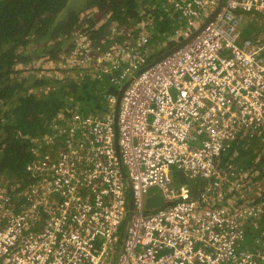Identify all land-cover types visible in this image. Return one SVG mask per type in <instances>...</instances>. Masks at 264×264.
I'll use <instances>...</instances> for the list:
<instances>
[{
    "label": "built area",
    "instance_id": "built-area-1",
    "mask_svg": "<svg viewBox=\"0 0 264 264\" xmlns=\"http://www.w3.org/2000/svg\"><path fill=\"white\" fill-rule=\"evenodd\" d=\"M219 1L163 0L171 14L180 13L177 34L184 38ZM255 15L264 20V0H223L197 34L164 56L143 32L119 48L120 56L108 50L98 57L111 67L126 61L110 78L129 80L116 124L112 110L73 112L53 123L50 139L61 136L64 147L26 165L32 178L24 200L0 187V264L264 260V244L254 251L243 245L246 225L256 226L263 209L248 206L241 193L236 202L244 174L218 163L233 141L264 131V37L241 35L242 21ZM116 96L106 95L112 108ZM179 170L185 181L199 182L194 193L185 181L175 185ZM155 192L163 203L148 208Z\"/></svg>",
    "mask_w": 264,
    "mask_h": 264
},
{
    "label": "trees",
    "instance_id": "trees-1",
    "mask_svg": "<svg viewBox=\"0 0 264 264\" xmlns=\"http://www.w3.org/2000/svg\"><path fill=\"white\" fill-rule=\"evenodd\" d=\"M166 5L163 0H0V183L2 177L7 179V193L20 192L31 180L25 168L28 163L43 151L64 147L61 136L50 139L54 122L63 123V117L73 112L109 111L111 104L104 94L122 85L110 80L126 66L121 59L114 67L108 61L90 63L88 70L83 63L62 67V53L79 47L67 40H72L75 32L82 33L94 42L93 55L106 46L116 57L119 48L134 39L139 25L145 23L153 34L152 43H159L162 39L157 35L180 25V13L171 10L175 14L169 15ZM100 36L108 39L100 40ZM169 43L172 46L175 41ZM41 58H46L43 63H49L47 68L37 66ZM28 63L26 69L19 67ZM218 160L219 165L233 163L244 174L240 192L235 193L244 197L236 202L241 199L250 207L263 209L256 226L245 227L243 245L254 251L264 244V131L258 134L252 130L233 141Z\"/></svg>",
    "mask_w": 264,
    "mask_h": 264
},
{
    "label": "rangeland",
    "instance_id": "rangeland-1",
    "mask_svg": "<svg viewBox=\"0 0 264 264\" xmlns=\"http://www.w3.org/2000/svg\"><path fill=\"white\" fill-rule=\"evenodd\" d=\"M209 13H207V15H208ZM150 16H151V14H149ZM258 17H260L259 15H258ZM147 20H149L148 18H147ZM199 24H201V22H198ZM147 25V24H146ZM149 26V25H148ZM198 26H196V28H197ZM114 27L113 26H110V28H109V31H110V33L111 34H113L114 33V31L112 30ZM195 28V29H196ZM134 29H135V26H134ZM150 29H153V26H152V28H150ZM195 29H192L191 30V32H193ZM146 30V29H145ZM144 30V31H145ZM173 30V29H172ZM171 30V31H172ZM147 31V30H146ZM171 31H168L167 33L165 32L164 34H162V35H157L158 37H157V39H164V37L167 35V34H169L170 35V33H171ZM145 33H147V35L149 36V38H150V42L152 43V41H151V38H152V36H153V34H152V32L149 30V28H148V31L147 32H145ZM172 35V34H171ZM73 36H75V37H72V40H67V43H69V42H71V41H74L75 43L74 44H76V42L78 43V46L79 47H77V48H75V46H73V51L71 52V53H62V55L59 57L60 59H62V61L61 62H59L61 65H62V67H65V68H68V66H70V65H72V64H77V63H83V66L85 67V69L84 70H88V67H89V65H88V63H91L92 61L95 63V64H100L99 62H98V57H103L107 52H108V50L109 49H106V48H108V47H106V46H103V48L102 49H100L101 51H100V53H99V55H93L92 54V52L94 51V47H93V41L90 39V38H88V36H84V35H82V33H78V32H75V34L73 35ZM74 38V39H73ZM166 38V37H165ZM100 40H103V41H105V40H107L108 39V37H102V36H100V38H99ZM184 39V37H182L181 36V33H178L177 35H176V37L174 38V40H175V42H176V44L177 43H179V42H181L182 40ZM98 44L100 45V44H102V42H98ZM161 46L158 48V50L160 49V52L163 50L162 48H163V43L161 44V42L159 43ZM153 45H157V43H153ZM66 47V46H65ZM64 47V48H65ZM80 47H83V49H84V52L82 53V50H81V48ZM96 47V46H95ZM112 47H115V46H112ZM172 46H170V48H171ZM169 47H166L163 51H165V50H167ZM163 51H162V53H163ZM74 53V56H72V54ZM95 53V52H94ZM36 57H37V54H34ZM32 57V56H31ZM46 60V58H41V59H37V66L38 67H42V68H47L48 66H49V63H43L44 61ZM108 62H111L110 60L108 61ZM29 64L30 63H28V64H20V68H21V66L23 67V68H27L28 66H29ZM104 67H106V68H108V66H107V64H104ZM19 69V68H18ZM25 69H22L23 71H26ZM26 74H28L27 72H26ZM118 87H116L115 88V90H113L112 92L116 95V92L118 91V89H117ZM107 94H104V96H106ZM107 102H109V101H107ZM111 104V103H110ZM110 110H112V105H111V109ZM61 139H63L62 137H60ZM54 139H56V138H54ZM52 141V140H51ZM45 145V144H44ZM187 182H189L188 180H187ZM132 210L131 209H129V212H127V213H125L124 214V216H123V219H122V223H121V233L124 231V229H125V223L128 221V217H129V214H130V212H131ZM123 236V235H122Z\"/></svg>",
    "mask_w": 264,
    "mask_h": 264
},
{
    "label": "crops",
    "instance_id": "crops-1",
    "mask_svg": "<svg viewBox=\"0 0 264 264\" xmlns=\"http://www.w3.org/2000/svg\"><path fill=\"white\" fill-rule=\"evenodd\" d=\"M168 14L170 15L171 13H168ZM179 26H177L174 29V31H171L170 35L167 34L165 36L166 38L164 37V39H162L161 44L163 43V47H165V48L168 47L169 44H170L169 42L174 40V38L177 35V30H178ZM241 35L244 36V37H251L252 39L256 40L257 42H260L263 39V37H264V20L261 17H258V15H255L252 21H242V23H241ZM156 43L159 44L160 41L158 43V40H157ZM169 48H170V46H169ZM174 181H175L174 182L175 185L178 186V184L180 183L181 180H180V178L178 176V179L174 178ZM185 182H186L187 186H189V189L191 190V193H194L195 190L197 189L196 185L199 182H192V181L187 182V180ZM6 184H7V179L2 177L1 183H0V187H3L5 189L6 188ZM24 189H25V187H24ZM24 189H22L20 192H17L14 195L10 194L12 200H14L15 202H18V203H20L22 200H24V193H25ZM235 193L236 192H234L232 194V197H235L237 199L240 198L239 197L240 194H235ZM225 197L229 199V193H227L225 195Z\"/></svg>",
    "mask_w": 264,
    "mask_h": 264
},
{
    "label": "water",
    "instance_id": "water-1",
    "mask_svg": "<svg viewBox=\"0 0 264 264\" xmlns=\"http://www.w3.org/2000/svg\"><path fill=\"white\" fill-rule=\"evenodd\" d=\"M223 3V0H220L219 1V4L215 7V9L210 13L208 14V16L205 18V20H203L201 22V24L198 25V27L186 38H184L181 42L175 44L174 46H172L171 48H169L168 50H166L165 52H163L161 54V56L169 53L170 51H173L174 49H176L177 47H179L180 45H182L185 41H187L189 38H191L192 36H194L195 34H197L201 29L202 27L204 26V24L212 18V16L215 14V12L218 10L219 6ZM129 80H127L126 82H124L119 90L117 91V96H116V101L114 102V105H113V116H114V123L116 124V116H117V112H118V109H119V103H120V97H121V94L124 90V88L127 86ZM115 132H117V129H116V126H115ZM121 171H122V174H123V177L125 179V182L127 184V188L128 190L130 191V184H129V181L127 180L126 176H125V173H124V170L121 168ZM177 175L179 176L180 180L183 182L185 181V177L183 175V172L182 171H177L176 172ZM156 191V187L155 186H151L149 189H148V192L149 194ZM131 194L129 195V202H130V207H132V204H131ZM163 203V199L162 197L160 196V194H158L157 192L151 194L148 196V198L146 199V202H145V205L148 207V208H154V207H157L159 205H161ZM126 224V223H125Z\"/></svg>",
    "mask_w": 264,
    "mask_h": 264
},
{
    "label": "flooded vegetation",
    "instance_id": "flooded-vegetation-1",
    "mask_svg": "<svg viewBox=\"0 0 264 264\" xmlns=\"http://www.w3.org/2000/svg\"><path fill=\"white\" fill-rule=\"evenodd\" d=\"M134 26H135V29H136L137 26H136V25H134ZM139 26H140V27L138 28V30H139L140 32H139V33L137 32V35H135V37H137L138 35H140L141 33H143L145 29H147V27H146L147 25H146L145 23H144L143 25H139ZM119 31H120V32H123L122 30H119ZM135 37H134V38H135ZM94 54H95V55H99L98 52H97V53L95 52ZM72 56H74V53L72 54ZM91 63H94V62L92 61ZM88 64H90V63H88Z\"/></svg>",
    "mask_w": 264,
    "mask_h": 264
}]
</instances>
